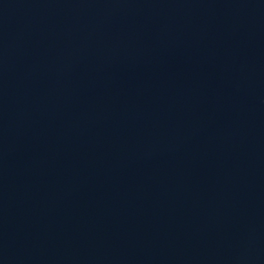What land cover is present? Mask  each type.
<instances>
[{
    "label": "water",
    "instance_id": "95a60500",
    "mask_svg": "<svg viewBox=\"0 0 264 264\" xmlns=\"http://www.w3.org/2000/svg\"><path fill=\"white\" fill-rule=\"evenodd\" d=\"M0 264H264V0H0Z\"/></svg>",
    "mask_w": 264,
    "mask_h": 264
}]
</instances>
